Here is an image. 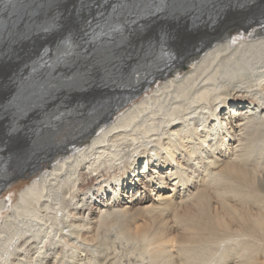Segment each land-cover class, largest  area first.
I'll return each instance as SVG.
<instances>
[{
    "label": "bare ground",
    "instance_id": "bare-ground-1",
    "mask_svg": "<svg viewBox=\"0 0 264 264\" xmlns=\"http://www.w3.org/2000/svg\"><path fill=\"white\" fill-rule=\"evenodd\" d=\"M0 264H264V0H0Z\"/></svg>",
    "mask_w": 264,
    "mask_h": 264
},
{
    "label": "rangeland",
    "instance_id": "rangeland-1",
    "mask_svg": "<svg viewBox=\"0 0 264 264\" xmlns=\"http://www.w3.org/2000/svg\"><path fill=\"white\" fill-rule=\"evenodd\" d=\"M15 181V182H14ZM29 183L28 179H24L23 177L17 178L16 180H13L9 188L3 193L4 198H9L13 196H18L19 193L26 188V185Z\"/></svg>",
    "mask_w": 264,
    "mask_h": 264
}]
</instances>
